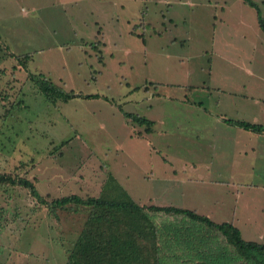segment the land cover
<instances>
[{"label":"rangeland","instance_id":"374dc122","mask_svg":"<svg viewBox=\"0 0 264 264\" xmlns=\"http://www.w3.org/2000/svg\"><path fill=\"white\" fill-rule=\"evenodd\" d=\"M29 72L78 96L48 101ZM227 119L264 126V32L242 0H0V173L46 200L125 194L264 243V133ZM71 208L1 182L0 264H69L88 214ZM147 245V264H189Z\"/></svg>","mask_w":264,"mask_h":264},{"label":"trees","instance_id":"16d2710c","mask_svg":"<svg viewBox=\"0 0 264 264\" xmlns=\"http://www.w3.org/2000/svg\"><path fill=\"white\" fill-rule=\"evenodd\" d=\"M242 1L256 10L257 24L264 32V17L258 5L252 0ZM23 64L26 65L25 62ZM28 75L37 91L48 101L67 102L78 96L41 74L29 72ZM85 97L97 98L98 94H87ZM124 115L147 125V129L153 123L151 119L129 112ZM227 122L264 133V126L260 123L231 119H227ZM1 182L27 188L31 196L46 204L52 213L57 210L72 211L73 205L87 209V217L70 249L69 264H75L77 258L79 264H88L87 252L96 255L94 259L99 264H147L145 247L148 243L151 245L147 246L155 252L162 243L180 250L189 264H264V243L245 240L240 229L231 221L217 222L195 209L173 205H140L125 194H122L124 198L118 195L106 197L105 193L85 198L69 194L46 200L26 177L0 173ZM161 213L166 220L159 225L154 215Z\"/></svg>","mask_w":264,"mask_h":264},{"label":"crops","instance_id":"0c3cea01","mask_svg":"<svg viewBox=\"0 0 264 264\" xmlns=\"http://www.w3.org/2000/svg\"><path fill=\"white\" fill-rule=\"evenodd\" d=\"M188 86L189 85H187V89H188ZM128 113V112H127ZM149 119V118H148ZM152 120V119H151ZM235 126V125H234ZM239 127V126H238ZM239 129H241V128H239ZM260 136H264V134H259ZM251 150H254V147H252V146H249V148L248 147H246V148H243L241 151H243L244 153H247V151H251ZM216 182H218L217 180H215ZM224 181H227L226 179H224ZM232 181V180H231ZM231 181H228V184L230 185V182ZM232 184L233 185H235L236 187H237V189H236V191L238 192V185L239 186H241V184H240V182H232ZM238 184V185H237ZM246 184H249V185H251L252 183H246ZM232 223H233V221H231ZM234 224V223H233ZM235 225V224H234Z\"/></svg>","mask_w":264,"mask_h":264}]
</instances>
